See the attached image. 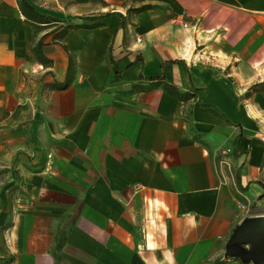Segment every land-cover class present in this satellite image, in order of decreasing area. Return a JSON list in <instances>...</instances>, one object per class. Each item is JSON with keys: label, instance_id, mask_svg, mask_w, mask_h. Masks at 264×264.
I'll return each mask as SVG.
<instances>
[{"label": "crops", "instance_id": "0c3cea01", "mask_svg": "<svg viewBox=\"0 0 264 264\" xmlns=\"http://www.w3.org/2000/svg\"><path fill=\"white\" fill-rule=\"evenodd\" d=\"M29 1L53 20L0 0L7 264H253L264 0Z\"/></svg>", "mask_w": 264, "mask_h": 264}, {"label": "water", "instance_id": "95a60500", "mask_svg": "<svg viewBox=\"0 0 264 264\" xmlns=\"http://www.w3.org/2000/svg\"><path fill=\"white\" fill-rule=\"evenodd\" d=\"M227 255L245 263L264 264V215L245 218L227 242Z\"/></svg>", "mask_w": 264, "mask_h": 264}, {"label": "rangeland", "instance_id": "374dc122", "mask_svg": "<svg viewBox=\"0 0 264 264\" xmlns=\"http://www.w3.org/2000/svg\"><path fill=\"white\" fill-rule=\"evenodd\" d=\"M7 171L6 169H0V264H7L9 261L5 234L9 230L10 218L8 217L4 220L2 215L5 213L7 215L10 212L13 208V198L22 191L21 184H18L19 182L10 184Z\"/></svg>", "mask_w": 264, "mask_h": 264}, {"label": "trees", "instance_id": "16d2710c", "mask_svg": "<svg viewBox=\"0 0 264 264\" xmlns=\"http://www.w3.org/2000/svg\"><path fill=\"white\" fill-rule=\"evenodd\" d=\"M22 8L27 17L32 20H36L39 22H50L53 20L51 16L38 11L37 8L29 0H23ZM68 27L69 25L64 26V28L62 29V34L67 31Z\"/></svg>", "mask_w": 264, "mask_h": 264}]
</instances>
